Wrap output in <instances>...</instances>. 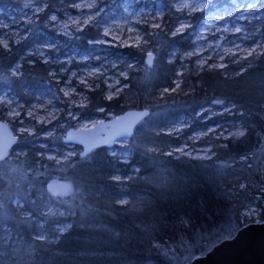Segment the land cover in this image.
<instances>
[{
  "label": "trees",
  "instance_id": "1",
  "mask_svg": "<svg viewBox=\"0 0 264 264\" xmlns=\"http://www.w3.org/2000/svg\"><path fill=\"white\" fill-rule=\"evenodd\" d=\"M21 1L0 0L2 15L21 6ZM36 1L42 10L29 33L18 41L11 40L7 48L0 45V94L12 93L28 104L56 85L49 64L29 51L57 41L61 56L76 53L93 59L106 54L119 61L126 73L121 78L126 87L114 96L107 97L101 85L86 89L87 115H118L127 108L145 107L151 115L136 128L126 162L110 154L112 148L122 150L118 146L101 147L89 157L73 159L70 173L86 194L81 206L39 225L22 221L18 208L10 203L11 216L0 213V264H42L48 259H60V264H181L188 254H201L221 239L232 220L242 226L240 212L260 194L257 185L264 182L259 162L242 159L259 148L264 136V48L242 73L235 75L228 70L222 80L213 71H197L192 61L185 72L177 74L182 68L179 55L192 48L205 14L231 9L232 0H209L203 10L189 16L191 25L180 34H174L180 16L171 0H154L164 9L161 25L144 29L140 45L127 46L96 43L103 21L121 10L123 0L101 1L104 5L97 18L73 38L57 33L50 17L76 12L78 0ZM247 1L237 0L241 4ZM250 15L247 29L258 30L256 36L264 44V1L256 2ZM149 53L151 66L147 63ZM16 65L19 72L13 75ZM178 77L181 84L175 87ZM216 99L231 101L238 109L233 117L224 114L203 121L202 110ZM2 111L0 107L1 119L5 117ZM181 118L190 120L181 135L166 132ZM220 118L242 120L245 135L212 140L214 156L209 159L168 153L189 133L206 129ZM35 136L21 135L12 149L24 153L29 168L49 165L39 156L45 151L38 147ZM56 144L64 146L61 140ZM46 172V176L55 173L53 169ZM116 174L119 179H115ZM243 182L245 187H241ZM4 187L0 176V190ZM30 191L35 204L53 202L48 194H38L34 188ZM123 197L127 201L117 203ZM52 222L65 227L64 231L55 233Z\"/></svg>",
  "mask_w": 264,
  "mask_h": 264
},
{
  "label": "rangeland",
  "instance_id": "2",
  "mask_svg": "<svg viewBox=\"0 0 264 264\" xmlns=\"http://www.w3.org/2000/svg\"><path fill=\"white\" fill-rule=\"evenodd\" d=\"M101 1L103 0H78L75 3L76 12L62 16L53 14L57 16V20L52 21L50 19V21L54 24L57 33L67 38H73L81 29L97 18L104 5ZM258 1L264 0H249L244 4L232 0L233 7L228 8L230 10L220 12L215 9L206 13L201 27L193 38L192 48L181 52L179 55V65L182 68L177 74L180 75L185 72L192 62L197 71H213L219 75L221 80L226 76L228 70H232L235 75L242 73L252 58L259 55L264 48L261 38L256 36L258 30L250 31L247 29L248 22L252 20L250 15L252 8ZM153 2L154 0H123L121 10L115 11L113 16L107 17L103 21L101 37L96 43L114 46L140 45L143 43L144 29L158 28L154 25H161L164 14V9L160 3L154 4ZM193 2L194 0H171L174 10L179 12L180 16L174 34L183 33L190 27L189 16L194 12L203 10L208 5L209 0H202L198 3L199 10L197 11H192ZM89 4L94 5V7H87L86 5ZM184 4H188L189 7L184 8ZM76 5H83V7H76ZM97 9H99V13H97ZM41 10L42 6L36 0H22L21 6L7 10L3 15L0 11V45L4 47L5 42L9 45L11 40L18 41L27 35L31 24ZM89 15L92 19L88 24H84L83 21ZM74 21H79V23H74ZM182 24L185 27L177 31ZM236 28H240L241 31L236 32ZM105 32L108 34L105 35ZM59 47L60 43L57 41H48L45 44L36 45L29 51L30 55L39 57L43 62L49 64L50 75L56 85L46 88L43 94L36 96L28 104H24L12 93L2 92L0 94V101H2L0 107H2L5 116L2 120L8 123L17 136V141L22 139L21 135L23 134L24 136L36 134L38 147L45 151L43 155L39 156L43 157L49 164H45L44 167L35 165L29 168V160H25L24 153L17 150H11L9 155L0 161V176L5 181V187L0 190V213L4 217H10L9 209L10 203H12L13 207L18 208L19 214L21 213L20 219L28 224L33 221L39 225L44 224L46 221H52L54 216L63 214L67 209L82 205L86 194L70 173V168L75 162L73 159L81 155L82 149L77 145L65 144L63 137L69 128H89L102 120L115 116L112 113H107L106 116L87 115L84 110L87 104L86 89L93 84L101 85L107 97H111L126 87L121 81L126 73L120 68L119 61L116 59L107 57L106 54H97L93 59L90 55L79 56L76 53L61 56L58 52ZM174 55L176 56V54ZM147 63L148 66H151V57H148ZM14 70L18 73L19 65L13 68L12 73ZM0 77L3 79L1 75ZM261 78L264 80L263 76ZM254 79L256 80V78ZM181 80L180 77L176 79L175 87H179L177 85L181 84ZM244 81L245 79L241 80L242 83ZM251 83L253 84V82ZM65 91H68L70 95L65 96ZM148 109L150 110V108ZM235 109H238V105L233 104V102L224 103L216 99L212 105L204 107L201 112L204 114L202 120H211L224 114L233 117ZM237 114L240 112L238 111ZM236 119L220 118L210 123L211 125L206 129L191 132L168 153L175 156L209 159L214 156L212 140L221 142L229 137H237L235 133L238 131H245L243 121ZM189 122V119L181 118L169 126L166 132L181 135L184 129L189 126ZM133 135L114 144L122 150H116L112 148L113 146L110 147L112 148L110 154L117 158V161L122 163L127 161L128 150L133 145ZM58 140L63 142V148L56 144ZM89 156L90 153L82 157ZM242 159L250 160L254 164L259 162V167L264 171V136L259 148L253 153L243 156ZM52 169L55 173L46 176V171ZM117 176L116 174L115 177ZM50 180H66L72 184V189L64 195L54 196L45 187ZM241 185L245 187L244 182ZM257 186L260 194L252 202L245 204L240 212L242 226L250 222L263 221L261 220V209L264 207V182L258 183ZM31 188H34L38 194L44 193L52 196L53 202L45 205L35 204L36 200L31 195ZM121 201L126 202L127 197L119 199L117 203L121 204ZM259 202L262 203L261 206ZM52 224L55 233H60L62 232L61 229H65L60 224L53 222ZM240 227L235 220H232L226 234L219 238L231 237ZM40 236L42 240L45 232L41 233ZM221 239L210 243L204 252ZM187 256L181 264L193 258L192 255L189 256L188 254ZM42 264H60V259H48Z\"/></svg>",
  "mask_w": 264,
  "mask_h": 264
},
{
  "label": "water",
  "instance_id": "3",
  "mask_svg": "<svg viewBox=\"0 0 264 264\" xmlns=\"http://www.w3.org/2000/svg\"><path fill=\"white\" fill-rule=\"evenodd\" d=\"M149 114L148 108H129L92 127L69 128L63 142L80 146L81 156H86L98 148H110L117 141L130 138ZM16 142L13 130L0 119V161L9 155ZM45 187L54 196H59L68 193L72 184L66 180H50ZM184 264H264V220L241 226L231 237L221 239Z\"/></svg>",
  "mask_w": 264,
  "mask_h": 264
},
{
  "label": "snow or ice",
  "instance_id": "4",
  "mask_svg": "<svg viewBox=\"0 0 264 264\" xmlns=\"http://www.w3.org/2000/svg\"><path fill=\"white\" fill-rule=\"evenodd\" d=\"M200 2H202V0H194V2H193V4L191 5V8H192V11H197V10H199V8L197 7V5H198V3H200ZM87 7H89V8H91V7H94V5H91V4H89V5H86ZM76 7H83V5H76ZM184 8H188L189 7V5L188 4H184V6H183ZM180 11H183V9H180ZM97 13H99V9H97ZM50 19L52 20V21H56L57 20V16L56 15H52L51 17H50ZM92 19V17H91V15H89L88 16V18L87 19H85L84 21H83V23L84 24H88L89 23V21ZM74 23H79V21H74ZM154 27H159V25H154ZM185 27V25H181L180 26V28H178L177 29V31H180L182 28H184ZM235 31L236 32H240L241 31V29L240 28H236L235 29ZM108 33L107 32H105V35H107ZM5 48H7L8 47V44L5 42L4 43V45H3ZM254 51V50H253ZM249 54H251V53H249ZM151 53H149V56L151 57ZM17 73H16V71L14 70L13 71V75H16ZM177 86H179V85H177ZM64 95L65 96H69L70 95V93L68 92V91H65L64 92ZM0 102H2V101H0ZM235 135H237V136H244L245 135V132L244 131H238L237 133H235ZM115 179H119V177H115ZM241 187H244V185H241ZM121 203H125L124 201H121ZM61 231H64V229H61Z\"/></svg>",
  "mask_w": 264,
  "mask_h": 264
}]
</instances>
